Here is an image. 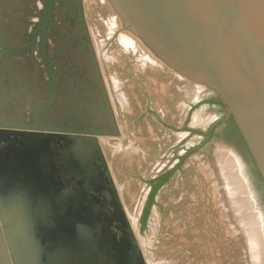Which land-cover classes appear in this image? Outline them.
Listing matches in <instances>:
<instances>
[{"label":"water","instance_id":"1","mask_svg":"<svg viewBox=\"0 0 264 264\" xmlns=\"http://www.w3.org/2000/svg\"><path fill=\"white\" fill-rule=\"evenodd\" d=\"M104 2L221 103L264 189V0ZM119 136L84 0H0V264H148L102 147Z\"/></svg>","mask_w":264,"mask_h":264},{"label":"rangeland","instance_id":"2","mask_svg":"<svg viewBox=\"0 0 264 264\" xmlns=\"http://www.w3.org/2000/svg\"><path fill=\"white\" fill-rule=\"evenodd\" d=\"M84 7L122 132L119 139L103 138L102 147L147 263L264 264V231L249 206L253 200L246 187L250 188L243 185L228 158L218 156L216 160L210 154L211 146L201 147L182 162L156 193L142 225L150 169L176 142L169 132L156 134L159 123L163 120L165 127L176 126L192 92L172 80L171 72L167 78L157 67L159 63H150L141 49L126 48L121 36L128 33L120 29L104 0H84ZM247 175L264 202L250 166Z\"/></svg>","mask_w":264,"mask_h":264},{"label":"flooded vegetation","instance_id":"3","mask_svg":"<svg viewBox=\"0 0 264 264\" xmlns=\"http://www.w3.org/2000/svg\"><path fill=\"white\" fill-rule=\"evenodd\" d=\"M18 2L16 4L19 5ZM141 53L143 52L141 51ZM157 65L159 70L168 78V74L170 72L160 64ZM171 75L173 76L172 80L180 84L185 92H192L193 98L188 100L187 105L182 106V110L178 114L179 119L177 120L176 126L173 125L171 128H169V126L165 127L166 124L163 122V120L161 123H159L160 129H158L156 134L159 135L164 130L169 132L175 138L176 142L173 143L168 151H165L163 155L160 156L161 159L158 160L150 169L149 178L146 181L147 192L144 199L143 209L148 200L149 194L152 191L153 185L149 182L150 180L160 178L162 174L170 172L167 180L156 189V195V193L161 188L165 187L169 183L172 175L180 169V165L184 160L199 152L201 147L211 146L212 151L210 154H212L216 160L218 156H224L228 158L232 163L233 170L237 173L240 180L243 182V185H248L251 189L250 190L248 187H246V192L250 193L253 200H250L251 203L249 206L252 208V213L254 212L255 215H258L257 224L259 225L260 229L264 231V202L261 199V195L254 190L252 185L253 178L251 177V179L249 175H247L249 166L254 171V175L257 177L259 182L260 179L253 166L252 160L231 120L220 121V118L223 117V106L215 97L204 95L200 93L194 85L173 73H171ZM121 136L122 132L120 129V136L117 138L119 139ZM120 144L121 141L117 142L119 147ZM133 149L135 152L137 151L135 146ZM192 158L195 157L193 156ZM198 158L199 154L196 156V159ZM164 166H166V168L162 172L152 177L155 172ZM243 173L246 175V177H244ZM158 180H156L153 184L156 185ZM260 186L262 188L261 191L264 193L261 182ZM247 190L250 191L248 192Z\"/></svg>","mask_w":264,"mask_h":264},{"label":"trees","instance_id":"4","mask_svg":"<svg viewBox=\"0 0 264 264\" xmlns=\"http://www.w3.org/2000/svg\"><path fill=\"white\" fill-rule=\"evenodd\" d=\"M170 175V172H166L164 174H162V176H160V178H156L154 180H150L149 182L153 185L152 186V191L151 193L149 194V197H148V200L144 206V209H143V212H142V215H141V222H142V225L145 223V220H146V217L149 213V210H150V207L151 205L153 204L154 200H153V197L155 195V192H156V189L164 182L167 180L168 176ZM159 179V180H158ZM158 180V183L156 185H154L153 183Z\"/></svg>","mask_w":264,"mask_h":264},{"label":"bare ground","instance_id":"5","mask_svg":"<svg viewBox=\"0 0 264 264\" xmlns=\"http://www.w3.org/2000/svg\"><path fill=\"white\" fill-rule=\"evenodd\" d=\"M111 19V18H110ZM116 21H117V19H116ZM114 22V21H113ZM112 23V22H111ZM118 23L120 24V22H119V19H118ZM113 25V24H112ZM114 26V25H113ZM120 27V26H119ZM121 29V28H120ZM127 33V32H126ZM121 41H123L124 42V45L126 46V48L128 47V48H135V47H137V48H139V49H141L143 52H144V55H146L147 56V60L150 62V63H157V61L149 54V53H147L146 52V50L141 46V44H139L131 35L129 36L128 34H125V35H122L121 36ZM136 41V42H135ZM194 120V119H193ZM198 123V122H197ZM224 158V157H223ZM222 160L223 159H221V162H222ZM220 161V160H219ZM165 164V163H164ZM160 168V167H159ZM233 169V168H232ZM234 171V170H233ZM229 173V172H228ZM236 173V172H235ZM234 173V174H235ZM227 175V174H226ZM225 176V175H224ZM233 177V176H232ZM230 178V177H229ZM234 178V177H233ZM232 178V179H233ZM237 178V177H236ZM234 181V180H233ZM233 181H231L232 182V185H233ZM234 182H236V181H234ZM239 182V181H238ZM237 182V183H238ZM235 184V183H234ZM234 186V185H233ZM242 189V188H241ZM256 225V224H255Z\"/></svg>","mask_w":264,"mask_h":264}]
</instances>
